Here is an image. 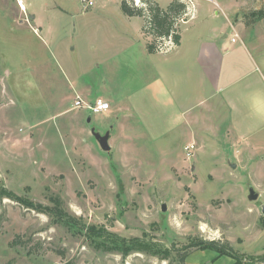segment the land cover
Instances as JSON below:
<instances>
[{"label":"rangeland","instance_id":"374dc122","mask_svg":"<svg viewBox=\"0 0 264 264\" xmlns=\"http://www.w3.org/2000/svg\"><path fill=\"white\" fill-rule=\"evenodd\" d=\"M24 1L20 16L16 0H0V264H181L174 246L212 239H228L247 261L262 256L264 148L237 154L234 168L232 156L215 146L196 145L188 158L167 140L142 138L129 147L122 139L109 151L90 144L92 127L113 115L73 108L75 86L120 96L125 114L129 88L153 74L143 18L126 15L122 0ZM157 1L167 7L171 0ZM189 3L198 14L214 4L238 6L236 24L264 0ZM250 186L257 200L248 198ZM55 196L73 220L51 209ZM233 261L197 247L186 258Z\"/></svg>","mask_w":264,"mask_h":264},{"label":"crops","instance_id":"0c3cea01","mask_svg":"<svg viewBox=\"0 0 264 264\" xmlns=\"http://www.w3.org/2000/svg\"><path fill=\"white\" fill-rule=\"evenodd\" d=\"M16 1L20 11L15 14L21 16L27 6L24 0ZM239 8L214 4L198 14L189 3L180 44L156 53H150L146 44L143 53L152 61L153 74L147 82L129 88L125 114H120L121 97L105 93L106 98L96 85L91 90L75 86L74 102L80 96L88 102L103 98L110 103L104 112L111 113L112 118L96 130L102 134L110 130L112 149L122 139L134 147L143 138L150 144L173 142L184 152L185 146L194 142L199 150L215 146L226 152L235 160L230 164L236 168L237 154H258L257 149L264 148V18L247 26L239 17L235 24L232 16ZM221 14L225 22L214 23L212 17ZM194 18L197 22L183 29ZM11 19L16 22L15 17ZM70 88L75 90L72 85ZM82 137H87L85 131ZM92 138L96 142L90 140V144L101 148L94 135ZM82 147H86L83 142ZM259 154L258 167L264 169V156Z\"/></svg>","mask_w":264,"mask_h":264},{"label":"trees","instance_id":"16d2710c","mask_svg":"<svg viewBox=\"0 0 264 264\" xmlns=\"http://www.w3.org/2000/svg\"><path fill=\"white\" fill-rule=\"evenodd\" d=\"M121 8L128 16H141L143 18L142 31L147 41V49L150 53H156L164 49L167 41L178 45L181 41V29H178L179 21L186 20L188 14L189 2L187 0H171L167 7H162L156 0H143L142 5H136L133 0H122ZM243 20L247 26H251L258 20L264 18V5L260 9L252 10L250 13L246 10L243 12ZM251 17V18H250ZM53 206L51 209L56 215L65 216L69 220L74 218L69 216L64 209V202L60 197H53ZM33 205V207H42L41 204ZM197 247L201 250L211 249L219 255H230L234 261L232 264H253L256 262L264 263V254L257 258L247 257L236 252L228 239H212L200 241L199 243L186 244L183 248L174 246L172 250L178 256L181 264H187L191 249Z\"/></svg>","mask_w":264,"mask_h":264},{"label":"built area","instance_id":"2783aa9c","mask_svg":"<svg viewBox=\"0 0 264 264\" xmlns=\"http://www.w3.org/2000/svg\"><path fill=\"white\" fill-rule=\"evenodd\" d=\"M83 2H88L89 5H93V0H82ZM136 5H142L143 0H133ZM187 15V14H186ZM184 20V19H183ZM233 40H236V36L233 38ZM174 45L169 40L168 43H166L164 49L162 51H167L170 48H172ZM74 106L77 108H86L91 113H101L104 111H107L110 109V103L103 98H97L93 102H88L87 100H84L82 97L78 96L77 99L74 102ZM196 150V144L191 143L185 147L186 155L188 158H192L194 156Z\"/></svg>","mask_w":264,"mask_h":264},{"label":"water","instance_id":"95a60500","mask_svg":"<svg viewBox=\"0 0 264 264\" xmlns=\"http://www.w3.org/2000/svg\"><path fill=\"white\" fill-rule=\"evenodd\" d=\"M91 121H92V116H89L88 122L90 123ZM91 130H92V134L94 135V137L98 140L101 148L104 151L111 150V146L109 144L110 130L106 131L104 134L97 131L95 127H92ZM258 197H259V193L255 190V188L253 186H250L248 198L250 200H257ZM162 208H163V210H165L166 206L163 205ZM262 213L264 215V205H262Z\"/></svg>","mask_w":264,"mask_h":264},{"label":"bare ground","instance_id":"6f19581e","mask_svg":"<svg viewBox=\"0 0 264 264\" xmlns=\"http://www.w3.org/2000/svg\"><path fill=\"white\" fill-rule=\"evenodd\" d=\"M22 5V4H21ZM23 6V5H22ZM25 9V7H23Z\"/></svg>","mask_w":264,"mask_h":264}]
</instances>
